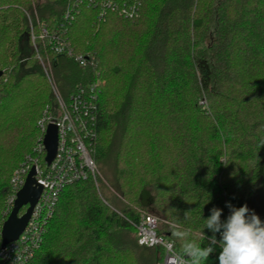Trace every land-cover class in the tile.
<instances>
[{"label":"trees","instance_id":"obj_1","mask_svg":"<svg viewBox=\"0 0 264 264\" xmlns=\"http://www.w3.org/2000/svg\"><path fill=\"white\" fill-rule=\"evenodd\" d=\"M71 1L0 0V224L11 178L55 105L28 14L39 33L35 21L54 28ZM97 12L83 6L68 28L94 66L47 53L65 97L101 80L94 157L116 200L93 177L67 186L27 264H161V246L138 244L142 212L160 218L179 254L176 231L207 245L213 207L225 220L226 204H247L264 220V0H144L133 19ZM219 251L204 264H218Z\"/></svg>","mask_w":264,"mask_h":264},{"label":"built area","instance_id":"obj_2","mask_svg":"<svg viewBox=\"0 0 264 264\" xmlns=\"http://www.w3.org/2000/svg\"><path fill=\"white\" fill-rule=\"evenodd\" d=\"M144 0H72L65 10L58 25L49 29L45 22L38 20L39 33L33 25L30 29L32 46L38 54L47 78L50 80L55 105H47L38 121L39 135L33 152L26 156L21 167L15 170L11 178L10 195L6 213L11 212L18 191L23 187L32 167L36 170V179L42 185V193L34 206L28 224L18 239L2 247L0 242V264H27L40 248L49 223L54 216L62 191L69 185L93 177L98 183L100 171L97 166L94 149L97 141V112L102 83L99 78L87 85H79L67 97L63 96L54 76L50 74L51 62L40 54V49L54 55H66L79 65L94 66L95 56L75 53L68 37V28L75 20L81 8L93 7L98 10V19L105 21L109 13L133 19L139 16ZM41 44V45H40ZM58 127V145L54 159L47 163V150L44 139L49 124ZM140 245L147 247L161 246L165 256L161 264H179L173 242L158 233L159 218L151 213L142 212L134 224ZM177 254V255H174Z\"/></svg>","mask_w":264,"mask_h":264},{"label":"clouds","instance_id":"obj_3","mask_svg":"<svg viewBox=\"0 0 264 264\" xmlns=\"http://www.w3.org/2000/svg\"><path fill=\"white\" fill-rule=\"evenodd\" d=\"M226 207L230 214L225 220L221 219L223 210L217 207L211 208V215L204 219V229L212 233L206 236L203 231L200 235L201 241H207L206 246L189 239L190 231L173 233L182 242L179 264H204L217 246L218 264H264V220L247 204L235 207L228 203Z\"/></svg>","mask_w":264,"mask_h":264},{"label":"water","instance_id":"obj_4","mask_svg":"<svg viewBox=\"0 0 264 264\" xmlns=\"http://www.w3.org/2000/svg\"><path fill=\"white\" fill-rule=\"evenodd\" d=\"M3 73L4 71L0 70V77ZM44 143L47 150L45 160L47 163H51L55 157L58 145V127L56 124H49ZM35 175V167H32L26 177L23 187L17 193V198L8 218L2 225L1 237L3 248L6 247L8 243L18 239L24 231L33 212L34 206L39 200L43 187L38 183ZM23 208H26V210L21 214L20 212Z\"/></svg>","mask_w":264,"mask_h":264},{"label":"rangeland","instance_id":"obj_5","mask_svg":"<svg viewBox=\"0 0 264 264\" xmlns=\"http://www.w3.org/2000/svg\"><path fill=\"white\" fill-rule=\"evenodd\" d=\"M35 17H37V12L35 11ZM38 18V17H37ZM36 18V19H37ZM28 19H29V25H30V29H31V26L33 25V28H34V22H33V19H32V17L28 14ZM37 22V24L39 23L38 22V19L35 21V23ZM24 44H26L25 42H24ZM32 49H33V51L34 52H36V50L34 49V47L32 46ZM43 49V48H42ZM44 50V49H43ZM40 52H41V49H40ZM37 53V52H36ZM41 55H42V57L44 58V60H46L47 59V57L50 59V55L47 53V51L46 50H44V52H41L40 53ZM37 55V58H38V54H36ZM38 62H39V64L41 65V67H42V69H43V71H44V73H45V75H46V77H47V74H46V72H45V70H44V67H43V65H42V63H41V61L38 59L37 60ZM51 62V60H49V63ZM46 65H48V67H49V64H48V60H46ZM51 67L52 68H49V72H50V74H52L53 76H54V80H55V82L57 83V80H56V77H55V73H54V69H53V65H52V62H51ZM48 79V78H47ZM48 81H49V83H50V80L48 79ZM57 85H58V83H57ZM51 86V85H50ZM58 87H59V85H58ZM60 89V88H59ZM52 90V89H51ZM61 91V90H60ZM61 93L63 94V92L61 91ZM70 94V93H69ZM63 96H64V94H63ZM100 171V170H99ZM100 174H101V171H100ZM97 182L98 183H95V185L99 188L100 186H101V188L104 186V185H106L107 186V188L105 189L104 188V190H105V194L109 197V198H111V200H116L115 199V197H116V195H115V191L111 188V186H109V184H108V182H107V180H105L104 178H103V176L102 175H100V177H97ZM109 188V189H108ZM103 190V188H102V191H104ZM117 194V193H116ZM119 196V195H118ZM120 197V196H119ZM121 198V197H120ZM152 199V193H151V191H145L144 192V201H145V203H148V202H150V200ZM6 212V211H5ZM4 215H7V216H5V217H7L8 218V216H9V214H6V213H4ZM156 216V215H155ZM156 217H158V216H156ZM159 218V217H158ZM4 223V222H3ZM3 223H1L0 225H1V229H2V225H3ZM160 223H161V221H160V218H159V225H160ZM137 241H138V239H137ZM138 244H139V242H138ZM140 245V244H139ZM142 246V245H141Z\"/></svg>","mask_w":264,"mask_h":264}]
</instances>
